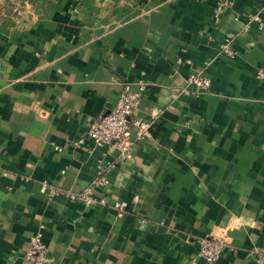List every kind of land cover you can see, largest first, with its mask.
<instances>
[{"label": "crops", "instance_id": "1", "mask_svg": "<svg viewBox=\"0 0 264 264\" xmlns=\"http://www.w3.org/2000/svg\"><path fill=\"white\" fill-rule=\"evenodd\" d=\"M126 85L150 137L123 160L88 126ZM36 234L50 264H207L205 237L264 264V0H0V264Z\"/></svg>", "mask_w": 264, "mask_h": 264}, {"label": "built area", "instance_id": "2", "mask_svg": "<svg viewBox=\"0 0 264 264\" xmlns=\"http://www.w3.org/2000/svg\"><path fill=\"white\" fill-rule=\"evenodd\" d=\"M227 6V2L219 3L216 8L218 19H220ZM221 54L230 58L236 56V52L228 44L222 46ZM211 85V79L203 73L192 74L187 79V86L195 87L200 92L209 91ZM140 102V95L134 92L130 85H126L115 106L89 124L88 136L92 138L97 148L110 147L119 152L121 159L128 160L131 158L134 139L146 140L150 137V124L137 116ZM106 183L107 180L100 177L95 180L94 185L105 186ZM72 198L80 199L89 205L95 203L103 206L107 205L105 200L99 202L95 200L92 187L80 194H73ZM111 209L119 218H124L128 214V204L126 202H116L111 205ZM228 247L229 244L226 238H201L199 240L198 255L207 264H214L220 260L224 250ZM27 259L33 264H50L52 262L50 250L44 243L41 234L32 237Z\"/></svg>", "mask_w": 264, "mask_h": 264}]
</instances>
